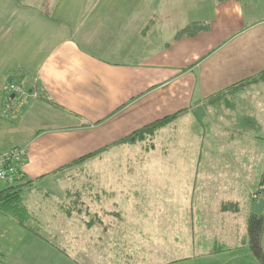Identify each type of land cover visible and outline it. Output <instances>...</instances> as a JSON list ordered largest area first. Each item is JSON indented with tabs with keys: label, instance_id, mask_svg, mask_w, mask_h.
Instances as JSON below:
<instances>
[{
	"label": "crops",
	"instance_id": "crops-1",
	"mask_svg": "<svg viewBox=\"0 0 264 264\" xmlns=\"http://www.w3.org/2000/svg\"><path fill=\"white\" fill-rule=\"evenodd\" d=\"M187 26L199 30L180 34ZM16 70L28 96L10 109L4 90ZM241 82L248 84L233 89ZM178 111L158 130L164 157L182 124L185 135L200 126L206 144L220 142L211 157L255 155L264 141V0H0V155L26 148L21 169L30 185L21 195L40 235L0 214V264H152L153 241L180 240L182 232H139L146 181L128 168L112 175L137 154L115 141ZM143 146L140 165H149L155 150ZM189 166L210 172L197 160ZM223 183L234 197L213 204L215 230L200 218L205 232H189L201 253L165 264H236L246 254V233L224 248L218 232L245 231L254 192L238 197L229 176ZM162 188L169 191L158 199L176 205L174 188Z\"/></svg>",
	"mask_w": 264,
	"mask_h": 264
},
{
	"label": "rangeland",
	"instance_id": "rangeland-1",
	"mask_svg": "<svg viewBox=\"0 0 264 264\" xmlns=\"http://www.w3.org/2000/svg\"><path fill=\"white\" fill-rule=\"evenodd\" d=\"M41 54L42 51L38 53V55ZM6 82L9 83V81ZM181 127L182 130L180 138L178 135H176V138L179 140L170 142V148L165 157L160 151L165 148L166 142L160 139L158 134L159 129L156 130L152 135L146 137L144 140L129 141L132 143L130 144L129 149L135 152L137 151L136 156L130 157L128 160L129 163L124 162L127 167L125 165H117L115 168L118 172H112L113 176H116L118 179H120L119 171H121V169L128 168V172L131 171V169H136L137 172L135 173H125L132 176L133 179H135L136 175V177H139L140 180L146 181L144 183L145 185L147 184V188L145 189L147 201L142 206H139V208L142 209V212L139 215V232H182L181 239L177 242H169V245L166 243L165 245L156 248L153 247L155 246V241L151 243L153 246H150L149 250L150 263L152 264H165V261L170 262L172 257H190L201 253V247L194 243V239L189 232H205L200 230L203 226V223L199 222L200 218L203 219L205 224L209 223V226L213 227L210 229L215 230L213 214L218 210V208L213 204H216L217 201L229 198V194H233L232 190H226V195L223 193V182L226 180L227 176H229V182L232 181L231 188L238 189V197L245 196L248 198L249 194L254 192L253 195L258 198L260 195L259 189L264 186V182L261 184V187L258 186V179L264 171V141L260 143L258 150H255L254 156L246 155L244 158H221L219 156L211 157L208 152H212L217 150V148H220V146H218L220 142L206 144L205 140H203L206 136L203 134V130L200 128V126L192 130V135H185V124H182ZM198 129H201V132H199ZM204 129H206L205 126ZM120 140L121 139L115 141L114 145L121 144L119 142ZM142 146L146 147L147 149L155 150L152 158L153 160L150 159L149 165H140L141 161L143 160V157L140 153ZM195 160H197L200 165H204L203 170H206V166L210 167V172H193L194 167L189 166V164H192V162ZM241 161L244 163L239 165ZM117 162L123 163V160H119ZM160 162L164 163L163 165L165 167L163 165H157V163L160 164ZM223 163H227L231 167L233 166V169L234 167H238V170L237 168L231 170V173L229 174L221 171L212 172L215 170L214 167H221V164ZM199 169L201 170V167ZM164 182H170L171 184H174V186L166 185ZM195 183L197 187L193 196L191 189ZM229 184L231 186V183ZM163 185L174 188L173 191L176 205L168 204L167 202L158 199V197H160V193L164 194L165 192L169 191L168 189L164 190L166 187L162 188ZM241 186L245 188L244 191H242ZM109 191L111 190H108V192ZM140 191L141 190L139 189V191L136 192L139 193ZM199 200L205 205L207 203L211 204V209L205 206H197L196 204ZM192 204L194 207L192 209V214H190L189 209ZM172 208H174L173 211ZM194 210L198 211V222L191 220V217L194 216ZM136 217L137 215L134 214L131 218L132 220L136 221ZM208 218H210L209 222ZM238 226L239 227H237L236 231L218 232V234H221V237L219 238H223L225 240L224 248L236 246V239H238L237 237H240V235H243L244 233H246L245 237L248 241V220L246 221L245 231H243V227L241 225ZM184 232H188L190 235ZM194 237L196 236L194 235ZM213 240L210 239V237L209 239L206 238L205 241L202 242V244H204L203 248L207 243L212 242ZM178 243L181 244V248H179V246L175 247L173 250H171L172 253L161 255L155 253L158 250H164L165 248ZM245 247L248 251L243 256L241 255L238 257L239 259L238 261L236 260V264H260L254 257L250 248L247 246ZM214 262L215 259H211L210 264H213Z\"/></svg>",
	"mask_w": 264,
	"mask_h": 264
},
{
	"label": "trees",
	"instance_id": "trees-1",
	"mask_svg": "<svg viewBox=\"0 0 264 264\" xmlns=\"http://www.w3.org/2000/svg\"><path fill=\"white\" fill-rule=\"evenodd\" d=\"M222 1V0H217ZM199 29L196 27H189L182 29L179 33L180 34H188L193 35L195 34ZM24 76L21 71L16 70L14 73L10 74L7 78V81L10 82H16L19 84H24L25 91L27 92V86L24 82ZM254 79H252L253 81ZM7 83V82H6ZM8 84V83H7ZM245 84H248V82H241L240 84L234 85L233 89H237L239 87L244 86ZM32 88V87H31ZM30 88V90H32ZM5 91V90H4ZM5 95L7 98V94L5 91ZM28 96V95H27ZM35 97V96H32ZM6 102L10 105V102L8 99H6ZM10 109L12 107L8 106ZM181 111L175 112L170 115H166L162 118L156 119L148 124L143 125L141 128L134 130L129 135L121 138L119 141L122 143H128L129 141H141L144 140L149 135H152L155 133L156 130L168 126L179 114ZM25 147H17L13 149H19ZM11 149V150H13ZM105 148H101L93 153H90L88 155H85L83 157H80L77 159L74 163H79L81 161H84L90 157H93L100 152H102ZM10 150V151H11ZM2 181V180H0ZM3 182V181H2ZM264 182V172L261 174L260 177V184ZM5 183V182H4ZM7 184V183H6ZM30 185V182L25 181V177L22 175L20 178L15 180L13 184H7V186L0 190V214L9 217L13 221H15L18 225L26 229L28 232L32 233L35 236H39V230H38V224H36L33 221V218L31 217L27 207L23 203L22 200V190L24 187H27ZM264 230V216H258L253 213H250L249 219H248V236L249 239H247L244 242V247L247 246L250 248L251 252L253 253L254 257L257 259V261L260 264H264V251L262 248V234Z\"/></svg>",
	"mask_w": 264,
	"mask_h": 264
},
{
	"label": "built area",
	"instance_id": "built-area-1",
	"mask_svg": "<svg viewBox=\"0 0 264 264\" xmlns=\"http://www.w3.org/2000/svg\"><path fill=\"white\" fill-rule=\"evenodd\" d=\"M5 91L10 107L15 108L16 105L26 100L28 93L22 84L10 82L6 84ZM32 96H36V87L30 90ZM26 157L24 148L13 149L0 155V180L7 184H13L15 180L20 178L22 174V166ZM254 199L257 197L253 195Z\"/></svg>",
	"mask_w": 264,
	"mask_h": 264
},
{
	"label": "water",
	"instance_id": "water-1",
	"mask_svg": "<svg viewBox=\"0 0 264 264\" xmlns=\"http://www.w3.org/2000/svg\"><path fill=\"white\" fill-rule=\"evenodd\" d=\"M260 195L252 202V213L258 216H264V186L259 189ZM263 196H262V195ZM262 248L264 251V230L262 235Z\"/></svg>",
	"mask_w": 264,
	"mask_h": 264
}]
</instances>
